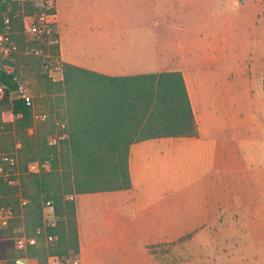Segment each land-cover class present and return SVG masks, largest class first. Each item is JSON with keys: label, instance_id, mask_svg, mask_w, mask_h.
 Segmentation results:
<instances>
[{"label": "crops", "instance_id": "obj_1", "mask_svg": "<svg viewBox=\"0 0 264 264\" xmlns=\"http://www.w3.org/2000/svg\"><path fill=\"white\" fill-rule=\"evenodd\" d=\"M54 3L61 63L180 73L198 132L130 143V190L72 196L79 264H264V0Z\"/></svg>", "mask_w": 264, "mask_h": 264}, {"label": "trees", "instance_id": "obj_2", "mask_svg": "<svg viewBox=\"0 0 264 264\" xmlns=\"http://www.w3.org/2000/svg\"><path fill=\"white\" fill-rule=\"evenodd\" d=\"M6 7L10 9L7 39L15 50L12 61L3 62L13 66V72L6 74L0 67V86L4 89L0 99V152H10L16 142L20 144V174L18 179L10 177L18 180L14 185L0 177V205L11 207L15 216L6 228H0V264H15L25 256L8 239L22 235L34 240L26 250L28 264H45L51 255L78 253L74 194L130 190V143L196 137L197 125L183 78L177 72L111 78L61 63L62 82H52L48 73L50 64L59 60L58 43L48 48L47 59L24 53L30 42L23 34V17L38 13L39 6L31 2L19 7L0 1V33L4 32L1 11ZM28 75L36 79L33 109L13 96L18 79ZM96 87L108 91L107 95L98 90L101 94H92ZM40 107L43 110L39 111ZM35 111L43 112L46 120L34 122ZM3 113H10L12 121L4 122ZM64 120L66 125L61 128ZM126 132L132 138L124 140ZM57 133L66 137L49 144ZM34 162L45 164L47 169L28 174L26 168ZM1 167L11 172L0 161ZM20 199L26 204L20 205ZM45 202L53 205L54 224L43 228ZM50 236L56 237L53 249L47 242Z\"/></svg>", "mask_w": 264, "mask_h": 264}, {"label": "built area", "instance_id": "obj_3", "mask_svg": "<svg viewBox=\"0 0 264 264\" xmlns=\"http://www.w3.org/2000/svg\"><path fill=\"white\" fill-rule=\"evenodd\" d=\"M1 3L8 1L11 4H15L19 7H23L25 4L34 2L39 6L40 11L32 16L23 17V34L30 42L24 49V53L34 57H44L49 58L50 54L47 51L52 45L57 44L55 24L53 22V17L55 13V3L54 0H0ZM2 24L4 26V32L0 33V67L6 74H11L13 72V66L9 64H3V62H11L12 54L15 50L13 44H11L7 39V30L10 24V9L6 7L1 11ZM51 69H55L56 72L61 70V62L59 60L54 61L50 64ZM61 79V78H60ZM4 94L3 87L0 86V99ZM13 96L16 99H21L24 101L27 107L33 109V101L30 96H28L25 90L17 81V90L13 92ZM4 114V113H3ZM2 114V115H3ZM11 116L10 113H7ZM12 117V116H11ZM47 116L45 114H33L34 122H43ZM13 119V118H12ZM11 119V121H12ZM4 122H10L5 121ZM57 124V123H56ZM58 125V124H57ZM63 128V125H61ZM66 137L65 134H55L49 139V144H56L59 140ZM1 141V137H0ZM20 144L15 143L14 148L10 152H0L1 163L8 165L11 172L5 171L2 167L0 168V177L6 181L8 184H17L18 180H10V177H19V161H18V148ZM47 168V166L39 165L38 162L31 163L27 166L26 172L28 174H36L42 168ZM26 201L20 199V205H25ZM14 213L11 207L0 205V228H6L9 222L14 219ZM54 224V208L51 202H45L42 206V227H51ZM36 233H39L37 229ZM14 249L21 251L26 254V250L29 245L34 243L33 239L27 238L25 235L15 236L11 239ZM47 242L50 243L51 249H53L56 242V237H48ZM15 264H28L26 255L22 258L15 260ZM45 264H79V259L77 255L75 256H58L51 255L47 258Z\"/></svg>", "mask_w": 264, "mask_h": 264}, {"label": "rangeland", "instance_id": "obj_4", "mask_svg": "<svg viewBox=\"0 0 264 264\" xmlns=\"http://www.w3.org/2000/svg\"><path fill=\"white\" fill-rule=\"evenodd\" d=\"M58 71H61V70H58ZM25 76V75H24ZM61 73L60 72H56L55 71V69H51L50 71H49V73H48V78L52 81V82H62V79H63V77H62V79H60L61 78ZM18 82H19V84L22 86V88L25 90V92H26V94L28 95V96H30L31 97V99H32V101H33V99H34V95L36 94L35 93V86H36V79H35V77H34V75H28V76H26L24 79H18ZM37 88V87H36ZM86 91H87V89H85ZM92 90H98V91H100L101 93H104V94H106V92L108 93V91H106V90H102V89H99V87H96V89H92ZM88 92V91H87ZM100 92H98V93H100ZM97 93V91L96 92H94V91H92V94H98ZM100 93V94H101ZM107 95V94H106ZM33 104H34V102H33ZM35 106V105H34ZM35 108V107H34ZM38 109H40L39 111H41V110H43V108L42 107H40V108H38ZM35 114H44L43 112H36L35 111ZM2 118L5 120V121H8L7 119H12V117L10 116V115H7V113H4L3 115H2ZM61 125H66V121L64 120V123H62ZM45 170L47 169L46 167L44 168ZM14 181H16V180H14ZM13 220V219H12ZM9 224H10V222H9ZM8 224V225H9ZM2 229H4V228H2ZM15 237V236H14ZM14 237H9L8 239H12V238H14ZM12 241V240H11Z\"/></svg>", "mask_w": 264, "mask_h": 264}]
</instances>
